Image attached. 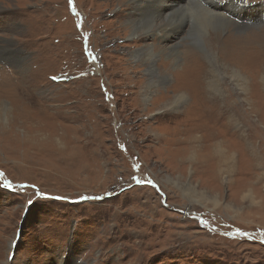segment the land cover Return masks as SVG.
I'll return each instance as SVG.
<instances>
[{"label": "rangeland", "instance_id": "374dc122", "mask_svg": "<svg viewBox=\"0 0 264 264\" xmlns=\"http://www.w3.org/2000/svg\"><path fill=\"white\" fill-rule=\"evenodd\" d=\"M127 3L0 0V264H264V19L188 16L151 91Z\"/></svg>", "mask_w": 264, "mask_h": 264}, {"label": "bare ground", "instance_id": "6f19581e", "mask_svg": "<svg viewBox=\"0 0 264 264\" xmlns=\"http://www.w3.org/2000/svg\"><path fill=\"white\" fill-rule=\"evenodd\" d=\"M122 1L128 2L127 5H128V8L130 9V13L128 12L127 18L125 22H123V25L128 29L129 33L135 34L136 36L145 35L147 37L150 35H156L157 38L159 37L161 39V45L158 48L152 47L151 44L149 43L143 47L142 46L136 47L130 54L134 58V61L136 62L137 66L145 67V69L147 70V73L149 74L147 78L155 82V84L153 85L150 81L149 82L147 81L148 88L151 91L153 87L155 88L159 87L161 83L167 82L169 79L168 74L162 75L159 73L162 71L161 69H163L165 65L169 64L168 61L166 62L164 61L160 65L161 66V69H160V66H156L154 63L155 56H157L159 53H162V52L165 53L164 50H169L170 51L169 55L171 56V62L176 64V62L179 61L180 57L178 55L177 45L173 44L172 46H169L173 42H175V41H171V42L169 41H170L171 36H174L175 38L178 37L179 32L181 31L180 29L183 27V24H185V22L187 21L186 18H188V16L190 17L193 16L192 21L195 22L194 25L196 26L198 25L199 27L206 22L224 24L225 22L228 21V19H231L234 17H238L242 20H247V21H249L252 18L251 21H258V22L264 19V2H261L257 4L256 6L253 5V7H250L249 4H247L244 0L243 2L242 0H122ZM161 3L164 6L167 3L169 6L173 8V9L171 8L172 11L166 12L165 9H162V7H160ZM255 32L257 31H254V33ZM250 35L251 33H248V36ZM214 36H219V35L215 34ZM241 37L242 38L237 40L235 43L228 42V45L226 43V40H228L226 36L220 37V39L222 42H225V44L228 47V48L226 47L225 48L228 49L229 52H235V51L239 52L238 50L243 52L244 49L247 50L251 48V45L247 43L249 42L250 37L246 41H245V35ZM209 39L207 41V53H208L207 58L209 60L211 59L210 66H213V68L217 69L218 67L217 64L223 65V63L219 62L218 60V57L221 56L222 54H220L219 50L215 49V46L209 42ZM163 42L165 44H162ZM245 42L247 43V45H245ZM166 44L168 46H166ZM155 49H157V51ZM3 50H5V48H0V51H3ZM220 51H222L223 53L224 50H220ZM6 52L19 53L18 50L16 51V49H12V48L10 50H6ZM185 66L183 67L182 70H186L187 67ZM180 71H176V75L177 74L179 75L181 73ZM154 76L157 79H154ZM237 76H240V75L238 74ZM262 82L264 83V79H262ZM211 85H214V84L212 83ZM185 95L187 94L184 93L182 90L178 91V93L175 96L173 95L176 104H179L181 100L183 101ZM213 98L214 97H212V100ZM166 109H170V108H166ZM185 117H187V115H185Z\"/></svg>", "mask_w": 264, "mask_h": 264}, {"label": "snow or ice", "instance_id": "6c2138e0", "mask_svg": "<svg viewBox=\"0 0 264 264\" xmlns=\"http://www.w3.org/2000/svg\"><path fill=\"white\" fill-rule=\"evenodd\" d=\"M243 2V0H242ZM53 80L57 79V77H52ZM0 175H2V173H0ZM137 183H145V181H137ZM146 183L148 184H152L154 187H156V185L154 184V182L152 180H147ZM4 186L5 187H10L11 185L9 184L8 181L4 182ZM34 187V186H33ZM37 194L39 195V192H37ZM57 199H63L62 197H56ZM81 199H92V198H85V197H81ZM94 199H100V197H95ZM29 204L32 203V201L28 202Z\"/></svg>", "mask_w": 264, "mask_h": 264}]
</instances>
